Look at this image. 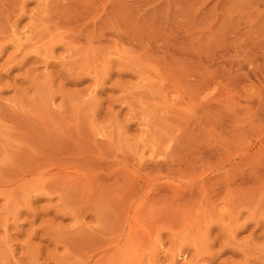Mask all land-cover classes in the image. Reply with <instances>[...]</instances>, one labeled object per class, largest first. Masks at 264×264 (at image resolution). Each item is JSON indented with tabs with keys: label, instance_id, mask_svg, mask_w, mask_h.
I'll return each mask as SVG.
<instances>
[{
	"label": "rangeland",
	"instance_id": "374dc122",
	"mask_svg": "<svg viewBox=\"0 0 264 264\" xmlns=\"http://www.w3.org/2000/svg\"><path fill=\"white\" fill-rule=\"evenodd\" d=\"M0 144V264H264V0H0Z\"/></svg>",
	"mask_w": 264,
	"mask_h": 264
},
{
	"label": "bare ground",
	"instance_id": "6f19581e",
	"mask_svg": "<svg viewBox=\"0 0 264 264\" xmlns=\"http://www.w3.org/2000/svg\"><path fill=\"white\" fill-rule=\"evenodd\" d=\"M20 47V46H19ZM21 48V47H20ZM20 50V49H19ZM1 145V144H0ZM1 147V146H0ZM6 162V161H5ZM41 168H39V170H40ZM43 170H44V168H42ZM45 169H46V167H45ZM38 170V169H37ZM41 171V170H40ZM45 171V170H44ZM22 172V171H21ZM38 172V171H37ZM23 175V174H22ZM35 176H37V175H35ZM41 177H40V175H38V178L37 179H39L40 180V183L42 182L43 183V181H41V179L43 180V178L44 177H42L41 179H40ZM35 179V178H34ZM37 179H35V181L37 180ZM32 182V181H31ZM37 183H39L38 181H36ZM36 183V184H37ZM33 185V184H32ZM41 185V184H40ZM33 187V186H32ZM46 187V186H45ZM30 188V187H29ZM33 189H37V188H35V187H33ZM30 190V189H29ZM37 190H39V189H37ZM31 192V191H30ZM33 192V191H32Z\"/></svg>",
	"mask_w": 264,
	"mask_h": 264
}]
</instances>
